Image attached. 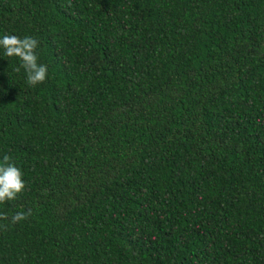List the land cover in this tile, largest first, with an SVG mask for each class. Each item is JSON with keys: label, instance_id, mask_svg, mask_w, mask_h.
I'll use <instances>...</instances> for the list:
<instances>
[{"label": "trees", "instance_id": "1", "mask_svg": "<svg viewBox=\"0 0 264 264\" xmlns=\"http://www.w3.org/2000/svg\"><path fill=\"white\" fill-rule=\"evenodd\" d=\"M5 34L48 75L0 46V264H264V0H0Z\"/></svg>", "mask_w": 264, "mask_h": 264}, {"label": "clouds", "instance_id": "2", "mask_svg": "<svg viewBox=\"0 0 264 264\" xmlns=\"http://www.w3.org/2000/svg\"><path fill=\"white\" fill-rule=\"evenodd\" d=\"M0 46L5 49V56L19 57L23 62L22 67L27 74L26 82L29 86L35 87L47 79L48 66L38 62L36 50L39 46V41L36 38L5 34L0 38ZM17 71H19V68ZM23 176L22 169L17 166L10 155L5 154L2 162H0V204L17 199L18 194L24 191L26 181ZM30 215L31 209L27 212H17L11 217V223L15 224ZM7 219L6 213H0V220ZM0 227H6V225H0Z\"/></svg>", "mask_w": 264, "mask_h": 264}]
</instances>
